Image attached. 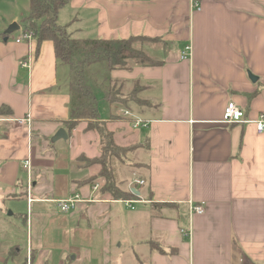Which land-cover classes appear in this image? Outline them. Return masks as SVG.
<instances>
[{
    "label": "crops",
    "instance_id": "0c3cea01",
    "mask_svg": "<svg viewBox=\"0 0 264 264\" xmlns=\"http://www.w3.org/2000/svg\"><path fill=\"white\" fill-rule=\"evenodd\" d=\"M58 22L77 39L161 45L145 49L158 65L102 75L124 95L108 101L103 90L118 112L101 121L122 118L118 139L138 144L115 178L139 195L125 200L131 209L102 191L101 165H79L103 147L86 122L65 126L69 67L52 42L38 52L36 41L17 43L19 22L0 21V220L13 229L0 234L19 248L25 239L30 264H55L56 250L70 253L58 264H264V0H70ZM13 23L17 36L5 33ZM230 102L244 121L223 123ZM60 129L68 140L53 142ZM74 194L86 200L69 214L48 201Z\"/></svg>",
    "mask_w": 264,
    "mask_h": 264
},
{
    "label": "trees",
    "instance_id": "16d2710c",
    "mask_svg": "<svg viewBox=\"0 0 264 264\" xmlns=\"http://www.w3.org/2000/svg\"><path fill=\"white\" fill-rule=\"evenodd\" d=\"M28 2L29 13L20 23L22 30L33 33L38 52L44 42H52L57 61L68 66L71 72L72 105L70 117L65 122L67 130L72 132L81 122H86L87 129L96 130L102 134L101 129L106 128L107 124L101 121L98 99L94 88L89 84L88 71L95 66H101L97 68L108 77L111 71L125 69L130 63L137 66L158 65L159 63L145 51L134 47L135 41L145 40V38L77 39L70 34L67 27L61 26L58 22L60 12L69 4L70 0H28ZM110 96V93H105V98L108 101H111ZM105 133L107 138L106 136L101 138V142H105L103 148L113 147L119 150L114 146L113 135L106 131ZM100 177L105 179L102 187L104 193H108L116 199L128 200L136 197L132 191L124 192L119 188L114 168L110 164L104 162ZM0 264H27V258L23 257L21 253H9Z\"/></svg>",
    "mask_w": 264,
    "mask_h": 264
},
{
    "label": "rangeland",
    "instance_id": "374dc122",
    "mask_svg": "<svg viewBox=\"0 0 264 264\" xmlns=\"http://www.w3.org/2000/svg\"><path fill=\"white\" fill-rule=\"evenodd\" d=\"M68 10H66V12L61 16V20H60V24L62 25V22H64L65 20H69V16L67 15ZM29 13V2L28 0H0V21H10L12 18L15 19V22H19L21 23L28 15ZM9 28V27H8ZM7 28V29H8ZM6 29V31H7ZM17 33H14L13 35L17 36ZM12 35V34H10ZM160 44L158 43H153V41H148V40H137L135 41L134 47L136 49H140V51H145L146 47H154V46H159ZM161 46V45H160ZM129 65H132V63H130ZM97 67H101V66H95L93 68H91L88 71V78H89V84L94 88V92L96 94V97L98 99V106H99V112H100V117L102 120L105 121H109L111 118V115L116 114L118 112V109L115 107L111 108L110 106V102L105 101L104 99H102V92L103 90L108 91V93L111 94V100L117 101L122 97L124 94L122 92V90L120 89V84L118 85H112L109 84V86L107 87V84L104 83V79L103 76H106L103 72L101 73L97 68ZM103 75V76H102ZM102 83L103 86H102ZM99 88H102L101 90ZM129 97H127L126 99H129ZM120 118V117H118ZM113 119V122L109 125H107L106 128L101 129L102 130V134H99L96 130H91V129H86L87 132L94 131L97 132L96 134V141L99 143H102V147L104 145L105 142H101V138L102 136H106V133L112 134L113 135V140H114V146L116 148H118L119 150H116L113 147H109V148H101L100 150H102L99 156H97L96 158H92V159H87V158H80V162L79 165L80 166H86L88 164H99V165H104V162H106L107 164H110L113 168L114 166H116L119 162L121 161V155L122 156H129L130 153L134 152L138 147V144L136 143H123V141H126L127 138L126 137H121L118 139V135H117V131L119 128H123L125 129V127L121 124L122 122V118L120 119ZM107 138V136H106ZM113 154V155H112ZM133 159V158H131ZM87 161V162H85ZM96 161V162H94ZM93 164V165H95ZM102 165L99 166L100 169H98V174H97V178L100 177L101 175V171H102ZM138 166V164L135 165V167ZM106 168V167H105ZM103 182L105 183V179L103 180ZM123 202H125L124 199ZM5 216V214L3 215ZM14 224L17 222H13ZM0 228H6L7 231H13L12 227H5L4 224H1V220H0ZM3 230V229H2ZM14 233L16 234V232L14 231ZM65 237L67 238L66 240H68L70 238V236L66 233H64ZM24 239V238H23ZM65 240V239H64ZM15 237H12L9 233L8 235L4 234H0V262H3L5 260V258L9 255V253H21L22 256L27 258V264H30L31 262V256H29L30 253H26V247H27V242L25 241V239L23 240V242L19 245L20 248L18 246H16L15 244ZM66 243V241L64 242ZM54 243L52 242H47L46 241V247L49 249V247L51 245H53ZM49 246V247H48ZM57 248V247H56ZM55 250V249H54ZM20 251V252H18ZM55 253V264H58V261L60 259H64V256H68V254L70 253H66L63 257L61 253ZM74 256V254L72 255V257Z\"/></svg>",
    "mask_w": 264,
    "mask_h": 264
},
{
    "label": "built area",
    "instance_id": "2783aa9c",
    "mask_svg": "<svg viewBox=\"0 0 264 264\" xmlns=\"http://www.w3.org/2000/svg\"><path fill=\"white\" fill-rule=\"evenodd\" d=\"M35 41V37L32 32L29 31H23L20 33V37L17 40V43H22V42H27L28 44H33ZM190 52L191 49L187 47L181 55V58L186 60L190 57ZM23 67L28 68L29 64L28 63H23ZM123 116L128 117L130 113L128 111H122ZM245 119V112L240 109L235 103L230 102L226 106L224 110V115H223V123L225 124H233L237 122L244 121ZM256 125V131L258 134H264V115H261L259 119L255 122ZM146 127V123L139 121V120H134L133 122V127L136 129L138 127ZM25 169L29 170L30 169V162L27 161L25 164ZM138 185L143 186L145 185V181H137ZM97 189V187H95ZM30 202H32V199H29ZM86 199H84L81 195L79 194H74L68 198L65 199H56V200H48L51 201L52 203H55L59 212L61 214H69L73 212L77 206L80 203L85 202ZM126 205H128L129 208L134 209L132 207V201H125L124 202ZM205 209L200 206L192 207L191 208V214H196V215H203ZM182 232L188 236L189 233L185 229L182 230Z\"/></svg>",
    "mask_w": 264,
    "mask_h": 264
},
{
    "label": "water",
    "instance_id": "95a60500",
    "mask_svg": "<svg viewBox=\"0 0 264 264\" xmlns=\"http://www.w3.org/2000/svg\"><path fill=\"white\" fill-rule=\"evenodd\" d=\"M20 30V26L17 23H13L12 25L9 26L7 31L5 32L7 35L13 34L17 31ZM252 78V77H251ZM60 140H68V135L64 129H60L58 133L55 135L53 138V142H58ZM135 195H139L138 192L135 190L132 191ZM11 214V213H10Z\"/></svg>",
    "mask_w": 264,
    "mask_h": 264
}]
</instances>
